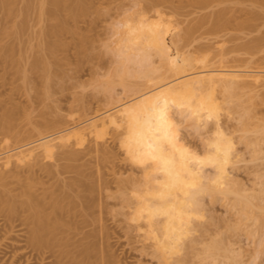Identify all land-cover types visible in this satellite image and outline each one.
<instances>
[{
  "label": "clouds",
  "instance_id": "obj_1",
  "mask_svg": "<svg viewBox=\"0 0 264 264\" xmlns=\"http://www.w3.org/2000/svg\"><path fill=\"white\" fill-rule=\"evenodd\" d=\"M137 7L131 0L106 20L89 53L101 61L89 64L86 79L70 73V87L116 98L121 89L135 93L129 84L159 77L164 54ZM115 131L129 169L125 198L147 225L153 264H264V222L257 220L264 217V118L237 79L210 98L203 91L179 98L160 91L139 99L120 111ZM205 201L224 209L219 219L207 215Z\"/></svg>",
  "mask_w": 264,
  "mask_h": 264
},
{
  "label": "bare ground",
  "instance_id": "obj_2",
  "mask_svg": "<svg viewBox=\"0 0 264 264\" xmlns=\"http://www.w3.org/2000/svg\"><path fill=\"white\" fill-rule=\"evenodd\" d=\"M7 1L0 0V9H6L9 7L7 5L10 4H7ZM22 1H24L23 12L24 15H26V13L29 11L31 1ZM171 1L172 0H148L145 3L146 7L142 6L140 10L136 11V14L147 19L153 29L156 45L164 54L160 60V64H162L161 68H165V73L162 70L160 71L163 73H159V77L157 78L158 81L161 83V81L166 78L165 75L167 73H172V76L180 75L176 79L159 84L157 86L155 85V88H147L150 90H144L143 93L141 90H139L140 94L137 96V98L135 96V100L133 99L134 101L132 100V102L119 106V108L115 110L97 116L89 121L85 127L74 131H68L63 127L71 122L75 124L78 119H80L82 112L85 111L86 113L89 105L87 106L88 101L86 100V102L83 96H77L75 98L76 102L74 103L76 105L70 106L71 108L68 109L70 113H65V110L63 112L62 106L61 109L60 105H57V102H54L57 103L56 105L53 104V101L52 104L54 106L45 105L44 107L46 108H39L36 113L35 111L37 108L35 109V107H32L30 110H27L25 107L20 108V104L18 103V105H14V103L12 106L8 104L9 106H5V108L0 110V247L3 248L1 245L4 240L8 239L7 241H9V239L15 240L16 238L17 242H24L23 244L12 243L10 245L11 247L8 246L12 248L14 252L13 255L16 256H21V254L24 253V250L26 249L37 251L39 254L44 256L43 258L46 257L48 252H52L53 254L59 249L61 250L62 254L69 253L67 252L69 250V248L67 249L69 245L67 244V247L64 245L68 240L65 241L64 239H68L70 236L72 237L69 232L77 233L78 226L80 225H78L76 218H79L80 216H83L81 219L87 218L91 214V208L94 206V203L89 202L91 201L89 196H87V199L89 198V201L87 200L88 202H84L85 200L83 201L84 193L87 192L88 188L95 186V190H99V195L97 196L100 197L101 193L104 194L102 191L111 185V180H107L108 177L107 179L104 178L106 176L100 171L102 169H100L98 172L96 170L98 174L93 171L94 174L98 175L96 178L91 171H89L90 173H88V170L86 171V163H79L78 161L82 159L81 157L92 151V149L97 150V152L98 150L100 151L102 146L101 144L104 143V135L106 134L107 130H109V128L111 130L114 128L113 130L115 131L117 116L119 115L120 111L129 104L135 103L139 99L160 91L175 93L177 94V98L182 95H190L203 91L207 92L210 98L214 94L213 91H215L216 85H221L224 81L230 79H237L240 86L264 83L263 70H231L224 67H210L207 64L208 61L206 59H202L200 61V63H202V69L198 71L191 70L192 66L194 67L192 64H195V62L199 60H196L197 58H193L194 61L196 60L194 62L192 58L189 60L188 58L190 57H186L184 54L180 55L177 51V43L180 44V42H182L183 46L191 45V43H193L192 38H194V35L197 33V31L200 32V28H204V26L207 25V22L211 23V25H209L208 33H210L211 30V33L213 34L216 31L217 33L221 32L220 30H223L224 26L226 27L227 25H230V23L233 22L234 19L237 20L238 17L237 15H235V17L234 15L230 17L227 16L229 10L231 9L230 7H227L228 9L223 7L216 12L214 11L212 14L209 13V15L206 13L207 15L205 14L204 16L198 18L197 23L187 27L184 31V34L180 35L174 34L172 32L173 35L170 37L169 42L168 37L172 31L171 21L165 20L162 11L159 9L155 10L153 17H149L144 9L156 8L160 3H171ZM214 1H229L235 4H244L246 0H192L191 2L194 4L193 7L200 6L198 8L201 9ZM37 2L38 4L36 6V11L39 16H43L45 13L54 14L55 17L56 15L58 16V21L49 29H47V34L49 36L60 35L68 30L65 20H63L64 18L62 19L61 17V12L63 13L62 10L67 9V0H37ZM253 2L254 1H252V4ZM172 4L173 3H171V5ZM75 5L77 7L76 9L70 8L71 11L69 9L67 10H69L73 16H78L84 11V8L79 1H77ZM186 5L185 7H187ZM254 5H256V3ZM173 7L177 10L179 7H183L184 9V5H179V7L174 5ZM12 8L13 7H10V10ZM181 8L179 10H181ZM237 11L250 13V16H248L247 20L241 22L238 21V24L235 23L236 26H238L236 28L240 27L239 29L248 28V30H252L255 27L252 20H260V17H262L259 12L247 10L245 8H239ZM9 12L10 11H8V13ZM24 27L25 26L21 24L19 28L10 32V34H22L21 31L24 29ZM227 28H224V30ZM9 31L10 30L8 29L6 30V32ZM202 33H200V35ZM205 33H207L206 30ZM260 41V38H257L254 39L253 42L251 41L252 43H244L240 44L239 46L241 47V45H243V49L246 48V50H253V47L259 44ZM173 43L176 45L175 48L177 47L175 50L172 49L174 47V45L172 47ZM84 44L85 43L83 42L82 48L84 47ZM43 45V49L45 51L44 54L36 57L31 63V69L33 72H39V70L42 69L41 71H43V74L39 79H33L31 76H29L27 73V68L24 66L21 67L20 61H15V63H13V60L11 61L14 65H16L17 62V72L19 75H21L22 79L21 84H23V87H26L25 90H27L25 93L27 94V92H29L30 94L31 92H34L33 94L36 95V101L42 104L45 103L46 99H51L53 97V93L65 94L64 92H66L67 89L66 82L63 85L59 83L61 80L66 81V79L62 78L63 71L53 68L51 62L48 60V57H55L58 49L64 46L65 43L61 39L55 38L54 40L47 41ZM10 50H12V48H9V46L6 47L7 53L10 52ZM4 57L6 56H3V58ZM169 60H171V65L168 63ZM190 70L192 72H190ZM2 105L3 100L0 97V109ZM76 112H79L78 114L80 116L76 117ZM91 142H93V144H90ZM85 148H88V152H83L86 154H82L81 149L83 150ZM103 150L104 149H102L101 152H103ZM103 153L105 155L104 157H106L107 150H104ZM111 154L112 153H110V155ZM101 156H103V154ZM125 180L119 178L116 181V183H118V188L124 191V195L126 193L125 190H128L127 187L129 182V179L127 183ZM95 182H98V185H96ZM90 191L92 190L90 189ZM95 193H97V191H95ZM103 194L101 195L102 197L104 196ZM105 196L107 197V195ZM112 196L117 197L115 193H113ZM92 198L94 201L96 196ZM100 199L102 201L103 198L100 197ZM100 199L98 200L100 201ZM127 201L131 204V201ZM99 205L102 206V203L98 204V209L101 211V206ZM131 205L128 204L129 208L133 209ZM94 208H96V203ZM90 209L91 211L89 212ZM129 213L131 214L128 216L131 217L133 222L135 221V225L137 223V227L144 229V232H142L141 229L140 230L143 236L146 238L147 225L140 218L139 213L134 210H129ZM131 219L129 218V220ZM262 219H264V217ZM257 220L260 222L264 221L258 219V217ZM14 232H22L18 234V236L20 235L21 238H19L20 236L15 237V235H12ZM68 233L69 236H67ZM65 235L67 237H65ZM5 243L6 242L4 241L3 244ZM69 247L72 249L71 246ZM54 248L57 249L54 250ZM78 248L79 247H77V249ZM20 249H22V251L19 252L18 250ZM76 251L75 253L78 254ZM83 251L85 250L83 249ZM83 251L80 252L83 253ZM0 254H2L1 251ZM71 256L73 255L71 254Z\"/></svg>",
  "mask_w": 264,
  "mask_h": 264
},
{
  "label": "rangeland",
  "instance_id": "obj_3",
  "mask_svg": "<svg viewBox=\"0 0 264 264\" xmlns=\"http://www.w3.org/2000/svg\"><path fill=\"white\" fill-rule=\"evenodd\" d=\"M8 1L7 4L10 5H7L9 6L7 7L8 9L6 8L7 11L6 9H0V93H1L0 97L3 100V105L0 110H2V108H5V106H9V105L12 106V104L15 103L14 105H16L18 103L20 104L19 106L20 108L25 107V109L27 108V110L28 109L30 110V108L32 107H35V109L37 108L35 111L36 113L39 110V108L40 109L46 108L44 107L45 105L52 106L53 104L56 105L58 103L57 105H60V108L62 106L63 112L65 110V113L67 112L70 113L68 109L71 108L70 107L71 105L72 106L76 105L74 103L76 102L75 98L77 96L78 97L83 96L85 101L86 100L88 101L87 106L89 105L86 113L85 111L82 112L80 119H78V121L75 124L71 122L63 127L66 128L68 131H74L79 128L81 129L85 127L87 123L91 121L93 118L103 115L106 112L115 110L119 108V106L132 102L133 99L135 100V96L136 98L137 96H139L140 94L139 90H141L143 93L144 90L148 91L151 88H155L159 84L172 81L180 76V75L172 76V73H167L166 74L167 76L165 75L166 78L164 77L165 79H163L162 81L159 79L161 83L158 81V79H156L155 81L157 82L155 81L149 82L146 85L129 84L127 85V88L135 89L136 90L135 93L130 94L127 90L121 89V95H119L116 98L94 97L91 95L84 96L79 91L75 90L73 87H70L68 85L67 81L71 79L70 73L74 72L75 76H77L78 79L80 80L86 79L90 76V69L88 68L89 64L99 63L101 61V58L99 56H92L89 53L91 48L93 47V43L103 34V24L111 16L119 15L123 10L128 8L130 6L131 0H67L68 6L70 5L69 7L67 6V9L69 10L70 8L76 9L77 7L75 3L79 1L83 6L84 11L80 13L78 16H73L70 12L71 10L70 11L67 9L62 10L63 13L61 12L62 14L61 17L62 19L64 18L63 20H65V24L67 25L68 30L60 35H55V36H49L47 34V29H49L52 25H54L58 21V16L56 15L55 17L54 14H49V13L47 14L45 13V15L39 16L36 11L37 9L36 6L38 4L37 0H30L31 1L30 8L29 11L27 12L28 14L26 13V15H24L23 12L24 1L12 0L13 4L11 3V0ZM146 1L148 0H136V4L138 5V7L135 9V11L140 10L142 6L146 7L145 5ZM172 1H171V3H173L172 5L171 3L167 2V3H160L156 8L144 9L149 17H153V15L155 14V10L159 9L162 11L165 20L171 21L172 31L170 33V36L168 37L169 42H170V37L173 35L172 32L174 34H180V35L184 34V31L187 27L193 25L194 23H197L198 18L204 16L206 13H208L209 15V13L212 14L214 13V11L216 12L223 7H226V9H228L227 7H230L232 10L229 8L230 10L227 16L230 17L234 15L235 17V15H237L238 17V19L236 17L237 20L234 19V21L232 20L233 22L230 23V25L232 24L231 25L232 28L230 27V25H227L226 27L224 26V28L228 27L227 29H225L226 30L225 31L224 28L222 27L224 32L223 30L219 29L221 31L219 33H217V31L216 32L214 31L215 33L212 34L211 30L210 33H208L209 25H211V23L207 22V25L205 23L206 26H204V28H200V32L197 31L195 35L193 34L194 38H192L193 43H191V45L183 46L182 42H180V44L177 43L178 48L177 47L176 48L180 55L184 54V56L190 57L188 58L189 60L191 58L192 60L193 58L194 59L197 58L196 60H199V61L195 60L196 62L193 60L195 64L192 65H194L195 68L192 66V68L194 69L191 68V70L198 71L202 69V63H200V61L202 59H206L208 61L207 64L210 67H224L231 70L239 69V70L264 71V37H263L264 36L263 33L264 32V0H246L244 4H235L229 1H214L209 5H207L206 7H203L204 9L198 8L200 6L193 7L194 4L191 2L192 0H172ZM252 1H254L253 4ZM140 3L143 5H141ZM255 3L256 5H254ZM174 5H177V7H179V5L180 6L184 5V9L183 7L182 8L179 7V9L181 8V10L179 9L177 10L173 7ZM185 5L187 7H185ZM10 7L13 8L10 10ZM239 8H245L247 10L256 11L261 14L262 17H260L261 18L260 20L259 19H257L258 21L254 19L252 20L253 24L255 25V27L252 30H248V28L247 29L246 28L239 29L240 27L236 28L238 27L236 26V24H238L237 23L238 21L241 22L247 20L248 16H250V13L237 11V9ZM8 11L10 12L8 13ZM21 24L25 26L24 27L25 30L23 29L21 31L23 35L21 33L10 34V32L19 28ZM7 29L10 31L6 32ZM203 29H205L207 33H205V30ZM200 33L202 34L200 35ZM55 38L61 39L65 43V45L58 49L55 57H48V60L51 62L53 68L60 69L63 71L62 78L66 79L67 89L66 92H64L65 94L57 93V95L59 96V102L54 103L56 101L55 99L53 100L54 97H52L51 98L52 100L46 99L45 103L42 104L36 101V95L33 94L34 92H31L32 95L31 93L29 94V92H27V94L25 93V91L27 90H25L26 87L24 88L23 84H21L22 79H21V75H19V73L17 72V66H18L17 62L20 61L21 67L24 66L25 68H27L28 70L27 73L29 74V76H31L33 79L35 78L39 79L43 74V71H41L42 70L41 69L39 70V72L38 71L33 72L31 69V63L36 57L44 54L45 51L43 49L44 47L43 44H45L49 40H54ZM257 38H260L261 41L259 44L253 47V50H248V49L246 50L245 47H244L245 49H243L242 48L243 45H241V47L239 46L240 44H244V43L249 44V42L251 41L253 42V40ZM83 42L85 44L84 47L82 48ZM173 45L174 43L172 44V47ZM8 46L9 48H12V50H10V52L7 53L6 47ZM175 46L176 45H174L172 49L175 50L176 49ZM3 56L6 57L3 58ZM12 60L14 61L13 63L17 61L16 65H14L11 62ZM160 63L161 62H159V69L162 66V64ZM101 67L107 69L109 67V61L108 60L102 61ZM161 70L164 71L165 73L164 67H162L159 70V73H163L160 72ZM191 70L190 72H192ZM72 83H75L74 80L72 81ZM255 85L256 84L244 85L240 87L243 90L244 94L246 95L249 103L260 114V116L264 118V83L257 84L256 86ZM219 86L220 85L218 86L216 85L215 91H213L214 94L216 93ZM78 113L76 112L77 116L75 115V113L74 115L76 117L80 116ZM113 129L114 128H112L111 130L109 128L110 131L107 130L106 132L107 135L106 134L104 135V140H103L104 143L101 144L102 146L100 145L101 146L100 151L98 150L97 152V150L92 149V151L86 154L83 152H88L87 150L88 148L83 149L84 151L81 149L82 154H86V155L81 157L82 159H80L78 162L86 163V168H87L86 171L88 170V173H90L89 171H91L96 178L98 177L97 172L100 169H102L100 171L102 172L103 175L106 176L104 178L107 179L108 177L107 180L109 181L111 180L110 181L111 185L102 191L104 192V194L101 193V195L103 194L104 196L107 195V197H109L107 198L105 196L104 198V196L102 197L100 195V197L103 198L102 201L100 197L97 196L99 195L98 193L99 190H95V186L88 188L87 192L84 193L83 201L85 200L84 202H88L89 201L88 199L90 198L91 201L89 202L94 203V206L92 205L93 208L95 207V203H96L97 209L91 208L92 211L91 209L89 210V212L91 211V214L93 213L92 215L91 214L89 215L90 217L88 216L87 218L81 219V217L83 216H80L79 218L77 217L78 219L76 218L78 225H80L81 227L78 226L77 233L73 232L75 235L72 232H69L72 235V237L70 236V238L68 237V239H64L65 241L68 240L64 244L65 247L69 245L72 248L70 249L69 246L67 247V249L69 248V250L67 251L69 253L62 254L61 250L59 249L56 251L57 253L55 252L52 254V252L51 253L48 252L46 254V257L43 258L44 256L39 254L37 251L26 249L24 250V253L21 254V256L20 255L16 256L13 255L14 252L12 248H10L11 247L10 245L12 243L23 244L24 242L22 241L17 242L16 238L15 240L9 239L10 241L9 242L7 241L8 240L7 239L4 240L6 242L5 243L6 245L3 244L4 243L3 241L1 245L3 246V248L0 247L1 248L0 251L2 253L0 254V264H74V263L82 264V262L83 264L84 263L85 264H153V260L151 258L148 246L145 242V237L141 233V230L142 232H144V229L137 227V223L135 225V221L133 222L131 217H129L130 216L129 214H131L129 213V210L132 211L133 209L129 208L128 204L129 205L131 204L125 199V195L123 194L124 191L119 189L118 183H116L117 179L119 178L124 180L127 179L125 180V182L126 183L128 182V178L125 176V173L129 169L127 166L122 165V161L119 157L122 156V153H119L118 151V144L116 143L117 133ZM190 143H192L193 146L197 148L199 147V145L195 141H190ZM90 144H93V142H91ZM102 149H104L105 151L107 150L108 154L106 153V157H104L105 156L103 153L104 150L103 152H101ZM110 153L112 154L110 155ZM100 154L101 155L103 154V156H101ZM94 155L95 156L98 155V156L95 157ZM107 155H109L110 157ZM98 157H101L103 159ZM87 163L89 166L87 165ZM93 171H95V173L97 174H94ZM241 178L246 179L245 177H243L242 174H241ZM129 182H128V186H129ZM95 183L96 185H98V182ZM90 189L94 192L90 191ZM95 191H97V193H95ZM125 191L127 192V190ZM113 193H115L117 197L112 196ZM87 196H89L88 199ZM95 196L96 198H94L93 201L92 197ZM98 199H100V201ZM101 203L102 206L99 205L101 206V211H99L100 209H98L99 208L98 204ZM205 205H206V209H205L206 213L211 218L219 219V216L222 215L224 212V209L219 207V205H211L207 201H205ZM224 206L228 207L227 202H225ZM128 217L131 220H129ZM257 217L258 219L264 220L262 219L263 217H261L259 214H257ZM200 218L202 219V217ZM14 233H12V235H15V237H19L20 235L18 236V234L22 232H14ZM69 233L67 234V236H69ZM67 236L65 235V237ZM19 238H21V236ZM240 242L241 244L247 243L243 239H241ZM77 247H79L80 249L79 248L77 249ZM55 249L57 248H54V250ZM83 249L85 251H83ZM79 250L83 251V253L80 252ZM18 251L20 252L22 251V249ZM75 251L78 252V254L75 253ZM70 253L73 256H71Z\"/></svg>",
  "mask_w": 264,
  "mask_h": 264
}]
</instances>
